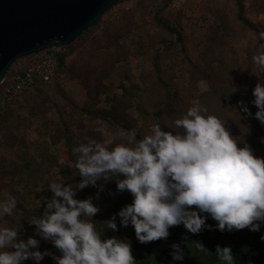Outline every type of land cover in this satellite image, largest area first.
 I'll use <instances>...</instances> for the list:
<instances>
[{"label":"rangeland","instance_id":"obj_1","mask_svg":"<svg viewBox=\"0 0 264 264\" xmlns=\"http://www.w3.org/2000/svg\"><path fill=\"white\" fill-rule=\"evenodd\" d=\"M158 19L169 22L182 40L160 27ZM261 33L264 0H244L242 8L237 0H120L72 45L57 49L66 63L53 82L0 116V200L7 198L5 190L17 198L12 214L0 217V227L33 226L32 220L51 211L50 185L58 182L71 186L75 199H91L99 209L82 220L92 222L104 239L128 241L136 262H148L146 249L130 229L108 226L112 219L101 197L79 187L83 177L67 157L65 130L78 146L91 140L102 143L108 138L105 132L114 137L109 148L134 146L139 141L115 126L111 113L117 98L136 84L143 98L129 95L126 113L146 135L162 122L156 116L143 122L140 107L148 98L151 109L173 108V118L185 115L199 99L202 114L233 121L230 130L244 132V126L236 125L242 121L238 101H249L256 85H264V69L253 60L264 53ZM195 69L210 78L197 80ZM200 81L206 82L207 91L201 92ZM87 107L95 108L98 117L88 115ZM31 231L39 232L37 227Z\"/></svg>","mask_w":264,"mask_h":264},{"label":"clouds","instance_id":"obj_2","mask_svg":"<svg viewBox=\"0 0 264 264\" xmlns=\"http://www.w3.org/2000/svg\"><path fill=\"white\" fill-rule=\"evenodd\" d=\"M260 38L264 39V33ZM253 60L264 69V53ZM199 84L201 92L208 90L206 82ZM253 95L258 108L255 117L264 122V85L258 83ZM238 103L252 115L244 101ZM175 124L185 130L183 135L164 131L157 123L151 126V134L134 146L119 143L109 148L114 137L107 132L108 138L102 143L91 140L79 144L74 149L80 153L75 167L84 177L79 187L95 186L101 176L108 179L122 174L117 187L131 192L134 199L118 215L122 225L134 226L141 243L166 238L169 228L179 224L198 233L209 215L220 230L259 231L264 223V157L256 156L248 144L238 146L216 115L202 114L199 99L192 101ZM127 135L134 141L136 132ZM50 187L54 197L47 208L51 211L30 223L61 250V256L53 254L57 264H136L128 241L102 239L92 222L81 219L99 211L91 199H75L74 189L58 182ZM5 195L7 198L0 200V217L12 214L17 204V198L7 190ZM108 226L117 228L115 218ZM38 244L34 237L18 239L14 227H0V264H23L29 259L39 264L49 253L38 250ZM174 247L178 249L174 257L182 259L179 246ZM197 247L204 250L202 244ZM217 252L221 261L234 264L231 247L218 246Z\"/></svg>","mask_w":264,"mask_h":264},{"label":"trees","instance_id":"obj_3","mask_svg":"<svg viewBox=\"0 0 264 264\" xmlns=\"http://www.w3.org/2000/svg\"><path fill=\"white\" fill-rule=\"evenodd\" d=\"M243 2L244 0H237L240 8H242ZM243 21L248 27L255 30L253 25L245 20ZM157 24L170 34L176 36L178 40H182L181 33L172 27L169 22H166L163 19H158ZM56 57L59 69L62 70L66 63V57L60 52L56 54ZM192 71H197V75H194L197 80L210 78L208 75L205 76L203 72L198 71L197 69ZM156 72L160 73L159 64L156 65ZM140 88L141 87L134 84L133 88L131 90L128 89L125 95L118 97L113 109L114 112L111 113V117L114 121L113 124L126 129L129 133L134 130L136 132L135 140L137 141L143 139L146 134H144L145 131L138 129L136 121L132 123V120L126 113V106L128 105L127 100H130L129 95L136 94L143 98V91L140 90ZM91 97L93 96L91 95ZM123 97L125 100H123ZM177 99H181V97ZM254 99L255 96L251 95L249 101H244V104L250 109L252 115L245 113L242 109V105H239L240 110L238 112V118L242 117V121L240 124V120H238L236 125L244 126V132H232L230 128L234 125L233 121L222 122L230 134L237 140L238 146L243 147L245 144H248L256 156L264 157V122H261L255 117L258 108L253 103ZM150 101V98H148L145 105L140 107L143 122L145 123L147 119L152 120L153 116H156L162 119V122L159 123L162 130L170 131L173 134L183 135L185 130L177 126L175 121L183 118L184 115L173 118V108L171 110H165V107H155L151 109L149 105ZM86 113L93 118L98 117L96 116L97 111L93 107H87ZM64 139L66 141L67 157L73 163L75 170L79 172V169L75 167V162L78 160L80 153L74 151L75 148H78V141L73 139L66 130ZM123 178L122 174L111 175L108 179L101 176L97 180L95 186L89 184L86 187L101 197L102 201L106 204V214L112 220L115 218V222L120 228L130 229L136 237L134 226L130 223L127 226L122 225L121 219L118 215L119 211L130 204L134 199L131 192L118 189L117 182ZM83 179L84 177L82 180ZM217 223L218 222L212 219L209 215L206 224L198 233H191L183 224H179L169 228V235L166 238H161L148 243H141L136 237L140 243V247L146 249V255L149 260L146 263L141 261V263L136 262V264H226V262L221 261L219 258L217 252L218 246L220 248H232L234 264H264V239H262V237H264V223L261 224L259 231H251L248 228L243 230L233 229L231 231L227 230V228L220 230L216 227ZM32 225L33 226L31 227L26 225H16L14 228L18 231V239L26 241L29 237L36 238L39 241L38 250L41 252L47 251L49 253V255H46L44 259L39 262V264H57L56 260L53 259V254L55 256H61V250L54 245V242L51 239H45L39 232L31 231V228L35 230L37 227L34 224ZM209 225L212 227L209 228ZM100 236L102 239L105 238L101 234ZM197 244H202L204 250L201 251V249L197 247ZM175 245L179 246V253L183 257L182 259H176L174 257L173 254L178 251V249L174 247ZM23 264H37V262L33 259H29L28 261L23 262Z\"/></svg>","mask_w":264,"mask_h":264},{"label":"water","instance_id":"obj_4","mask_svg":"<svg viewBox=\"0 0 264 264\" xmlns=\"http://www.w3.org/2000/svg\"><path fill=\"white\" fill-rule=\"evenodd\" d=\"M120 0H0V84L20 59L66 48Z\"/></svg>","mask_w":264,"mask_h":264},{"label":"built area","instance_id":"obj_5","mask_svg":"<svg viewBox=\"0 0 264 264\" xmlns=\"http://www.w3.org/2000/svg\"><path fill=\"white\" fill-rule=\"evenodd\" d=\"M57 49L35 53L13 64L0 84V115L26 94L54 81L59 71Z\"/></svg>","mask_w":264,"mask_h":264},{"label":"crops","instance_id":"obj_6","mask_svg":"<svg viewBox=\"0 0 264 264\" xmlns=\"http://www.w3.org/2000/svg\"><path fill=\"white\" fill-rule=\"evenodd\" d=\"M28 94H26L23 98H25L26 96H27ZM23 98L21 99V100H23ZM20 100V101H21ZM7 112V111H6ZM5 114V112L2 114V115H4ZM2 115H0V116H2Z\"/></svg>","mask_w":264,"mask_h":264}]
</instances>
